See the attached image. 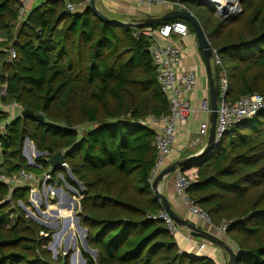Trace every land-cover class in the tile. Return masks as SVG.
<instances>
[{"label":"trees","instance_id":"trees-1","mask_svg":"<svg viewBox=\"0 0 264 264\" xmlns=\"http://www.w3.org/2000/svg\"><path fill=\"white\" fill-rule=\"evenodd\" d=\"M69 1L84 8L70 11L66 0H45L30 5L20 20V1L0 0V90L6 89L0 101L45 116L40 122L20 115L5 125L0 171L41 174L51 170L45 158L67 151L65 162L84 186L77 192L87 243L98 253L96 261L81 247L88 264H216L182 252L165 224L149 218L164 208L149 181L157 130L148 120L170 113L151 40L142 28L107 23L87 0ZM169 1L199 19L227 72L228 100L264 94V0H240L242 12L224 18L197 0ZM10 49L17 54L13 59ZM5 119L0 116V123ZM26 139L42 153L38 166L23 153ZM194 167L192 178L187 171ZM182 170L191 180L188 197L213 223L230 222L236 264H264V110L232 125L204 158ZM59 173L78 189L65 168L52 170L55 178ZM29 198L28 185L10 191L0 183V264H57L44 256L48 240L38 237L48 229L26 218L19 204ZM13 215L15 224L7 226Z\"/></svg>","mask_w":264,"mask_h":264},{"label":"built area","instance_id":"built-area-1","mask_svg":"<svg viewBox=\"0 0 264 264\" xmlns=\"http://www.w3.org/2000/svg\"><path fill=\"white\" fill-rule=\"evenodd\" d=\"M19 1V19L21 20L28 13L33 0ZM197 1L202 2L208 7H212L215 14L218 17L222 16V18L242 12L240 0ZM135 2L139 8H186L185 5L181 3L169 0H135ZM87 3H90V0H87ZM66 8L70 11H74L77 9V5L67 0ZM189 32L190 29L188 23L184 20L177 19L154 27H144L140 31L141 34L151 40L149 50L156 70L157 81L163 92L168 96L170 104V113L168 115L159 119L149 117L148 120V122L157 130L154 142L157 149V158L149 179L152 186L161 170L167 165L166 161L171 153L175 141L177 140V127L180 124L185 123L194 110L189 93L196 86L198 74L194 69L182 72L179 71L182 62V49L172 40L174 36L185 37L189 34ZM16 55V51L14 49H10V59L15 58ZM212 61L215 66L221 67L220 72L217 73L219 83V108L216 125V143H218L223 138L225 133H227L229 128L232 127V125L248 120L259 111L264 110V94L255 93L243 96L235 101L228 100V75L222 66L221 59L216 50H214ZM4 94L5 92L2 87L0 90V97ZM14 105L22 110V107L19 106L17 102H15ZM201 107L202 110L211 112L209 99L203 100ZM210 127L209 121L200 123L198 138L196 139L195 144H199L205 137H208ZM61 167L66 170H70L66 162L63 163ZM43 180L45 181L44 186L49 183V180H55L52 171L44 172ZM35 181H38L37 175L33 172L27 171L26 169H21L18 173L13 175H7L0 171V183L6 184L10 188V191L17 189L19 186L28 185L30 187V197L36 192L39 194L42 190L41 185H34ZM190 184L191 180L187 177L185 171L182 169L175 170L174 185L178 197L183 200L191 214L213 226V220L209 213L202 206L188 197L187 188ZM56 195V192L51 189L48 193V198L55 200ZM74 198L75 202L72 204V210H69L68 207L66 208L62 206L59 201H56L57 203H52L51 201V204H49L50 202L48 201L47 209H45L46 211L44 212L48 214L53 212L51 215L52 219H58L59 222L61 221L60 223H62V221H68L74 217V215L79 214L80 211H82L80 203L82 195L77 193ZM149 218L165 224L169 233L174 237L179 235L181 232V227L174 221L169 212L165 209L150 214ZM229 223V221H224L219 226H215V233L219 237L229 240L227 235ZM44 234L47 235V233ZM187 239L191 242V244L195 245L194 247L197 249L198 253L201 254L205 253L207 245L210 244L209 241L205 239H203L200 244H195L194 236L188 237Z\"/></svg>","mask_w":264,"mask_h":264},{"label":"crops","instance_id":"crops-1","mask_svg":"<svg viewBox=\"0 0 264 264\" xmlns=\"http://www.w3.org/2000/svg\"><path fill=\"white\" fill-rule=\"evenodd\" d=\"M42 1L45 0H33L31 2V8L33 6L38 5ZM96 4L97 7L105 14L109 15L114 19H119L122 21H132L134 19H142L150 16H161L173 9H177V8H162V7L155 9H150L148 7L139 8L135 0H96ZM84 5L85 4L83 3L81 5H77L76 11L78 10L79 7H80L79 10L83 9ZM172 40L176 45H178L182 49V62L179 71L182 72V71H187L189 69H194L198 74V79L195 88L189 93V97L191 99L194 110L189 116V119L185 123H182L177 127V133H176L177 140L175 141L171 153L166 161L167 165L184 157L200 152L207 145L209 138L208 135V137H205L199 144H195V141L198 138V129L200 123L209 121L211 126V121H210L211 112L204 111L202 110L201 107L203 100L209 99L210 97V79H209L205 58L200 49L197 38L194 33L189 32V34L185 37L174 36ZM212 67L213 68L215 67L213 61H212ZM214 75L217 76V70L214 72ZM3 91L6 93V89L4 87H3ZM20 113H21V109L16 107L14 103L4 104L0 101V116L4 114L6 115V119L1 121L0 123V132L4 131L5 125L11 123L14 119L20 116ZM28 141L34 144L30 139ZM33 146L35 148L34 154L36 155V152L39 151L37 150L35 145ZM25 157L28 159L27 155H25ZM31 165L38 166V164H36L34 160L33 163H31ZM187 173L190 175V177L195 178L197 174V168L194 167L188 170ZM43 174L44 172L42 173V175ZM72 178L76 180L74 177ZM174 179H175V171L171 173L169 176H167L164 182L161 184V191L163 192V194H165V196L169 198V200L173 205V209L180 217L188 219L189 221L195 223L197 226L204 229L205 228L207 229L209 226V229H211L212 227L211 225L205 223L199 217L189 212L183 200L180 199L176 194ZM36 182L37 181H35L34 185H37ZM38 185L41 184H39L38 182ZM70 191H72V189L61 191V189L58 188L57 189L58 195L55 196L56 199L58 198V200H60V204L62 206L68 208H72V204H74L75 202L73 201V197L77 195L75 193L71 194L73 192L70 193ZM62 192H64V195L68 194L70 196V199L66 198V196H62ZM32 197L33 196L31 195V198ZM55 200L52 199V203H54ZM64 200L68 204L63 205L61 202ZM30 202H32L31 199L29 200V203ZM40 202H41V198H40ZM70 221L76 222V226H75L76 229L74 230L70 229L71 230L70 233L75 234L76 232H82V230L79 229L82 227H81V223L78 222V219L77 220L72 219ZM67 222L69 221H65V223L63 222V224H66ZM66 226L68 227L69 223H67ZM83 228L86 230V233L88 234V229L85 226H83ZM180 229L181 232L179 235L175 236V240L182 252L194 254L197 256L210 257L211 259L214 260L216 264H227V260H228L227 254L219 246L209 242L210 244L207 245V248L205 249V253L203 254L198 253L197 249L194 247L195 245L191 244V242L187 238L194 236L195 244H200L203 239L202 238L199 239L189 229L186 228L185 229L180 228ZM214 230H216V228ZM229 241L231 240L229 239ZM231 243L233 245L232 241ZM95 260L97 261V259Z\"/></svg>","mask_w":264,"mask_h":264},{"label":"water","instance_id":"water-1","mask_svg":"<svg viewBox=\"0 0 264 264\" xmlns=\"http://www.w3.org/2000/svg\"><path fill=\"white\" fill-rule=\"evenodd\" d=\"M200 3L203 4L202 2ZM90 6L100 18H102L104 21L112 25L143 28V27L155 26L162 22L175 20V19L184 20L191 24L194 30V34L199 43L200 49L204 55L208 74H209V79H210L209 101L211 105V118H210L211 127H210V132H209L208 143L200 152L184 157L177 161H174L173 163H170L165 168H163L161 172L159 173V175L157 176V178L155 179L152 188H153L155 197L161 202L162 207L166 211L169 212L171 217L181 228L189 229L196 236H199L202 239H205L209 241L210 243L219 246L227 254V257H228L227 264H236L239 258V250L235 249L229 240L219 237L216 233L215 234L211 233L207 231L206 229H203L197 226L195 223L189 221L188 219L180 217L176 213V211L173 209V205L171 201L169 200V198L165 196V194H163V192L161 191V184L164 182L167 176H169L171 173H173L177 169H182L185 165L189 163L201 160L216 145V125H217V116H218V108H219V104H218L219 103V83L217 80V76L214 75V72L216 71V66L214 68L212 67L214 48L203 26L201 25L199 19L195 16V14L187 8L173 9L161 16H150V17H146L142 19H134L132 21H122L119 19L111 18L109 15L101 11L97 7L96 0H90ZM220 17L222 18V16ZM20 115L24 117L34 118L40 122L45 121V116L42 113L33 112L31 110L22 109ZM26 140L28 141L29 139H26ZM66 154H67V151H58L52 157L45 158V161L49 163L51 170H54L58 166H61L63 163H65ZM71 177H73L72 174H71ZM85 250L88 251L87 249ZM91 252L92 251H88V253H91ZM80 257H83V256H80Z\"/></svg>","mask_w":264,"mask_h":264},{"label":"rangeland","instance_id":"rangeland-1","mask_svg":"<svg viewBox=\"0 0 264 264\" xmlns=\"http://www.w3.org/2000/svg\"><path fill=\"white\" fill-rule=\"evenodd\" d=\"M209 8L211 10H213L212 7L209 6ZM85 128H87V127L85 126L81 129V134L84 133ZM176 133H177V131H176ZM33 145L34 144H32L31 142L25 140L24 147H23V153H24V155L28 156V160H29L30 164L33 163V160L35 161L36 164H38L37 158L40 157V155L42 153L36 152V155H35L34 154L35 148ZM46 172H48V170ZM67 172L71 176L70 170H67ZM35 174L38 176V181L36 182V184H38V182H39V184H41V188H42L41 192L39 194L36 192L33 194L32 199H31V197L29 198V200L31 199L34 204L32 202L29 203V201H28L29 204H25L24 202H20L19 204L24 209V211L26 213V215H25L26 218L32 219V221L35 224L45 226L48 229V231L41 229L38 233V237L40 236V237L48 240L42 246V249L48 251V253L45 254L44 256L47 257V259H49L50 261H52L54 263L56 262L57 264L66 263V262H68L69 264H88L87 261L84 259V257H80V256H82L80 254L81 247H84V249H87L88 251H92L90 254L92 255V257L94 259H98L97 251L92 249L89 246V244L87 243V237L86 236L88 234L87 233L84 234V229H83L84 225L82 224L81 211L79 214H76V215H74V217L71 218V219H75V220L78 219V222L81 223L82 228H79V229H81L82 232H76L75 234L70 233L71 230L76 229L75 228V226H76L75 221H70L71 219L68 220L69 222H67V223H69V226H70V228H69V226L68 227L66 226L67 223L63 224V222L65 223V221H62V223H60L61 221L59 222L58 219H55V218L52 219L51 215L53 212L50 214L44 212V211H46L45 209H47V206H48L47 202L49 201L50 202L49 204H51V201H52L51 198H48V193L51 189L54 190L57 195H58V193H57L58 188H60L61 191L72 189V191H70V193L73 192L71 194H74V193L77 194L78 193L77 191L84 189L83 184H81L80 182L75 180L76 183L78 184V189L76 190V188L73 185H71L70 183H68L67 181H65L63 179V177H64L63 174L59 173L56 178L54 177L55 180H53V181L49 180V183H47V185L44 186L45 181L43 180L42 173L39 174V173L35 172ZM58 178L64 180L63 185H59L58 183H56ZM62 196H66V195H64V192H62ZM40 198H41V202H40ZM66 198H68V197L66 196ZM56 201L60 202V200H58V198L54 202H56ZM73 201H75L74 197H73ZM61 203L63 205L68 204L65 200L62 201ZM72 208H69V210H72ZM224 221L225 220H223L221 223H223ZM15 222H16V216L13 215L11 220H10V223H8L7 226H12L15 224ZM220 224L213 223V226L211 227V229H209V226L207 229L206 228L205 229L207 231L215 234V232H214V231H216V230H214L216 228L215 226H219ZM44 233H47V235H45ZM197 237L199 239H201V237H199V236H197ZM233 245H234L233 247L238 250V247L236 246V244L233 243Z\"/></svg>","mask_w":264,"mask_h":264}]
</instances>
